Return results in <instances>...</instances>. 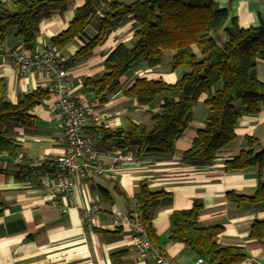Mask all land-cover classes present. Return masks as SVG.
<instances>
[{"label": "crops", "instance_id": "obj_1", "mask_svg": "<svg viewBox=\"0 0 264 264\" xmlns=\"http://www.w3.org/2000/svg\"><path fill=\"white\" fill-rule=\"evenodd\" d=\"M8 1V0H0ZM131 2L134 0H120ZM225 8L229 17H235L241 28L255 27L264 20V0H213ZM84 0H67L50 9L38 24V33L32 49L51 44L73 19L76 8ZM229 24V22L227 23ZM135 24L128 17L118 18L106 39L92 53L77 58L67 68L70 96L85 105L93 123L106 127H125L128 121L148 122L149 111L157 110L159 101L139 105L124 91L138 77L162 78L173 83L179 70L170 68L171 51L162 54L161 62L149 64L140 61L120 78L119 87L110 92L105 101H99L82 87V80L102 71L107 54L120 42H129ZM95 28H87L93 34ZM82 41L75 37L60 54L67 60L73 56ZM3 48H24L22 39L11 30L0 41ZM258 78L264 81V55L257 60ZM0 77L5 82L6 97L15 102L22 93L37 87L48 89V95L32 109L36 117L33 128L15 127L13 138L21 144L22 157L28 161L42 160L51 168V159L63 148V125L58 109L53 105L55 94L48 78L31 70L19 75L10 64H0ZM205 94L199 97L181 136L174 141L170 155H146L135 163L123 164L115 174L94 175L91 179L76 177L71 198L60 193L57 201L67 204L65 212L49 204L50 190L36 185L26 174H18L10 155H0V200L5 208L0 215V264H155L151 253L141 254L129 236L127 226L114 224L113 211L127 213L129 200L141 181L150 190L170 193L169 204H160L153 210L151 224L158 245L153 247L173 264H210L189 251L181 243L169 239V215L173 210L189 208L194 200L202 204L198 222L203 225L220 224L218 237L222 245L241 246L246 257L241 264H264V239L249 237L254 220H264V202L253 203L247 198L239 201L228 196L254 194L261 171L252 166L239 171H225L224 162L240 150L250 146L264 153V108L256 115L242 114L235 125V139L219 151L207 165H189L182 161L208 114ZM95 138H99L95 135ZM259 172L261 175H259ZM28 180L31 182L28 184ZM96 202L100 210L96 223L91 225L81 216V207Z\"/></svg>", "mask_w": 264, "mask_h": 264}, {"label": "trees", "instance_id": "obj_2", "mask_svg": "<svg viewBox=\"0 0 264 264\" xmlns=\"http://www.w3.org/2000/svg\"><path fill=\"white\" fill-rule=\"evenodd\" d=\"M67 0L0 1V41L11 31L31 50L38 24L51 8ZM133 20L135 29L129 42H120L107 54L102 71L82 80V87L99 101L120 85V78L135 64L161 62L162 54L171 51L170 68L180 74L173 83L162 78L138 77L124 91L139 105L159 101L157 110L149 111L148 122L128 121L125 127H106L92 123L86 132L98 135L101 150L119 149L136 159L146 155H170L174 141L181 136L199 97L205 94L208 114L204 124L183 152L182 161L189 165H207L216 154L235 139V125L242 114L256 115L264 108V81L257 75V60L264 55V20L255 27L241 28L235 17L213 0H84L74 11L73 19L56 36L53 46L62 49L77 37L82 45L64 60L65 68L77 58L89 56L114 28L118 18ZM229 22V24H227ZM95 30L89 34L87 28ZM48 89L20 94L15 102L6 97L5 82L0 77V155L21 154V144L12 136L15 127L33 128L36 117L32 109L48 95ZM263 151L251 146L225 160V171H239L256 166L261 171ZM259 175L261 173L259 172ZM234 200L247 198L264 202V179L251 196L228 192ZM135 210L127 214L140 220L152 245H158L151 224L153 210L169 204L171 195L163 190H150L141 181L134 194ZM5 204L0 200V215ZM202 204L194 200L186 209L169 215V239L181 243L189 251L210 264H241L246 253L238 245L218 242L223 227L198 222ZM249 237L264 239V220H254ZM161 254V253H160ZM162 255V254H161Z\"/></svg>", "mask_w": 264, "mask_h": 264}, {"label": "built area", "instance_id": "obj_3", "mask_svg": "<svg viewBox=\"0 0 264 264\" xmlns=\"http://www.w3.org/2000/svg\"><path fill=\"white\" fill-rule=\"evenodd\" d=\"M64 58L53 45H42L31 50L26 48H3L0 46V64H10L19 75L31 70L43 73L50 81L55 94L53 105L58 109L63 125V148L61 153L51 159V168L42 160L28 161L22 154L11 156L18 174L26 173L38 186L50 190L49 204L62 212L67 204L57 201L62 193L71 198L74 178L91 179L94 175L115 174L123 164H132L136 158L131 153L119 149L101 150L97 147L96 138L86 132L93 121L85 105L70 96L67 84L68 70L64 66ZM31 181L28 180V184ZM131 209L137 208L135 197L129 200ZM100 210L98 203L91 201L81 207V216L96 223ZM114 224L127 226L133 244L141 254L151 253L155 264H173L161 255L151 244L140 220L132 219L127 213L113 211Z\"/></svg>", "mask_w": 264, "mask_h": 264}]
</instances>
